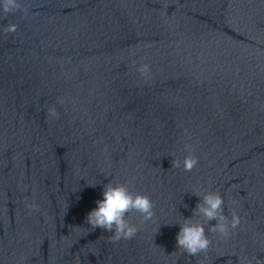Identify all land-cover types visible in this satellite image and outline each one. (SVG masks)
<instances>
[{
	"label": "water",
	"instance_id": "1",
	"mask_svg": "<svg viewBox=\"0 0 264 264\" xmlns=\"http://www.w3.org/2000/svg\"><path fill=\"white\" fill-rule=\"evenodd\" d=\"M19 2L0 9V264H264V0ZM110 180L154 202L132 239L86 223ZM209 190L240 225L206 224L193 257L176 234Z\"/></svg>",
	"mask_w": 264,
	"mask_h": 264
},
{
	"label": "clouds",
	"instance_id": "2",
	"mask_svg": "<svg viewBox=\"0 0 264 264\" xmlns=\"http://www.w3.org/2000/svg\"><path fill=\"white\" fill-rule=\"evenodd\" d=\"M0 9L4 13V18L10 13L21 10L19 0H0ZM25 13L27 12L24 9ZM16 24L9 23L5 32L13 33L16 31ZM139 71L148 74V65H141ZM59 100L58 103H63ZM49 115H58L56 108L48 109ZM185 151L188 153L183 160L175 159L171 165L176 168H183L190 172L198 166L199 160L193 155L195 149L191 144H185ZM199 197L195 208L192 209L191 216L185 218L179 224V231L176 234L177 249L182 250L190 256H197L202 252H207L211 245V240L205 233V225H210L208 231L216 233L222 237L229 235L230 229L234 230L240 225L239 216L233 212L231 220L225 215V201L218 191H206L204 193L193 192ZM102 199L96 201V207L91 209L86 215V223L92 231L97 228L111 233V240L118 242L121 239H132L136 236L138 228L128 219L129 214H139L144 221L151 220L154 216V202L144 193L133 192L128 185L123 182H112L111 180L103 185ZM32 210H37L35 204L28 205ZM185 208L188 206L185 204ZM201 217L202 221L194 220L193 217ZM215 221L210 224V221Z\"/></svg>",
	"mask_w": 264,
	"mask_h": 264
}]
</instances>
